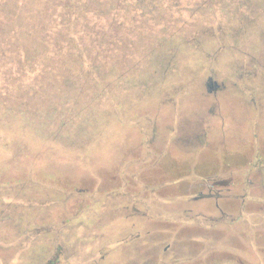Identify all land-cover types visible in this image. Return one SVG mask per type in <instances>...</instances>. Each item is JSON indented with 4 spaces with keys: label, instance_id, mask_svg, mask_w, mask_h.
Returning a JSON list of instances; mask_svg holds the SVG:
<instances>
[{
    "label": "rangeland",
    "instance_id": "1",
    "mask_svg": "<svg viewBox=\"0 0 264 264\" xmlns=\"http://www.w3.org/2000/svg\"><path fill=\"white\" fill-rule=\"evenodd\" d=\"M255 1L0 0V190L32 196L39 173L46 188L92 184L96 199L98 183L114 179L118 207L139 211L119 228L114 206L88 207L86 233L53 227L36 239L8 220L29 215L24 198L0 194V264L32 263L30 240L43 246L36 264L59 244L60 264H264V166L254 165L264 160V11ZM252 18L259 28L252 21L236 35ZM210 80L224 87L208 93ZM69 86L76 105L61 106L53 89ZM72 150L83 166L13 158ZM19 181L26 187H9ZM206 181L221 196L194 201ZM58 209L46 223L70 217ZM130 224L136 239L119 245ZM101 250L110 254L99 262Z\"/></svg>",
    "mask_w": 264,
    "mask_h": 264
},
{
    "label": "flooded vegetation",
    "instance_id": "2",
    "mask_svg": "<svg viewBox=\"0 0 264 264\" xmlns=\"http://www.w3.org/2000/svg\"><path fill=\"white\" fill-rule=\"evenodd\" d=\"M243 4L246 5V8H249V3H243ZM253 7L256 9H261L264 11V0L255 1L253 3ZM136 10L139 13V14L136 13L137 20H140V21L135 23V26L142 28L143 23H144L143 16L146 14L139 11V10H143V9H140L139 7H137ZM252 21H253L252 26L259 28V26L257 24H254V20L252 18L251 20H246L245 23L241 22L240 26L237 28L236 35H238L239 33L241 35V34H243L244 31L250 29L249 27L251 26ZM258 34H260L259 31H258ZM54 75H55V73H53L52 76H54ZM137 84H138V81H137ZM139 84L143 85V89H148V90L150 89V86L147 82H140ZM209 85H211L212 87L209 88ZM222 85L220 83H218L217 81L210 80L209 83L206 85L205 91L208 93L215 94V93H217V90H220L224 87ZM75 88L76 87L72 88L69 86V87H64V88L63 87H61V88L55 87L53 89V91L59 90V95H61V96L55 97V98H58V97L60 98L59 99L60 100L59 105L63 106V105L68 104V106H69V104H72L71 101H73V103L76 105V100L78 99V94H76V92H75L77 89L75 91H73ZM245 88L248 89V87H245ZM235 89H237V88H235ZM250 90L254 93H257V92L259 93L258 87H256V85L251 87ZM35 93H37V92L33 91L32 94H35ZM99 98H100V96H96L97 100ZM89 99L93 100L94 98L92 96H89ZM18 111H20V110H18ZM211 114H213V113L211 112ZM88 115L93 116L94 114H93V112H88ZM48 116H49V114H48ZM64 120H67L66 117L64 118ZM64 120H61L62 121V123H60L61 126H67L69 124ZM81 121H83V119ZM50 122H52V121H50ZM81 124L85 125V121L81 122ZM69 127L71 130L72 127L71 126H69ZM63 128L66 129V127H63ZM70 130L68 132L69 134H70ZM79 131L82 132L83 127H80ZM78 134L79 133L76 132V135H78ZM51 137H52L53 141L58 142L59 144H62V138H61V140H59V136L52 135ZM66 138H68V136ZM16 140L19 142L22 141V140H18V139H16ZM71 144L72 143H70V145ZM66 146H67V144H66ZM69 147H71V146H69ZM36 149H38V148H36ZM78 149L82 150L83 145L77 146L75 148V150H78ZM58 152L64 153L63 154L64 156ZM58 152H57L58 153L57 154L53 151L52 152H46V153L40 152V151H36V152L21 151L20 154L16 153L17 155L15 154L13 156V158H17L19 160L23 159L22 163L24 162L25 165H26L25 160L30 159V160H33L36 164L40 165L42 162H44L45 165H47V164L49 165L47 167H53V168L73 167L74 165H78L77 164L78 162H80V165L83 166L84 162L86 161L84 159V157L81 156L79 159L80 161L76 162V160L73 158L74 156H73L72 152L73 153H77V152L73 151V150L70 153L66 152V151H58ZM65 154H67V155H65ZM31 158H33V159H31ZM63 158H65V160L60 161ZM19 160L17 162H19ZM46 160H49V161H47L48 163L46 162ZM254 165H255V167H257L258 165H259L258 167H261L262 165L264 166V160L261 157H258L257 163ZM34 178L36 181H34L32 185L38 187V189L33 190L34 195H32V196L25 189H20V192H19L18 190H13V189H11L9 191H5V190H2V189H4V188H2L0 190V194L5 193L6 195L22 196V198H24L23 202H25V204H28L26 207H29V208H25V211L23 210V212L29 213V215H23L22 213H20V214L14 213L11 215V217H9V218L7 217V218H8V220H11V222L20 224V228L22 230H24V232H26L27 235L28 234L34 235L36 239L40 238L42 235L44 236L47 232V228H53V227L56 228V230L59 228L68 229V233H71L70 238H72L73 230L77 229L78 227H80L82 229V233H86V231L88 229V225L85 224L86 223L85 222L86 215H84L83 210L85 208H88V207H91V209L93 210L94 207H99L101 204L106 205V206H109V205L114 206L116 213H117L116 214L117 217L115 218V220H117V223H118L117 225L119 228H120L119 221L122 217L127 218V220L130 221L131 218L134 217V215H136L137 212H139V211H137L135 206L121 207V208L118 207V204L120 203V199L117 197H120V196L118 195L119 193H117L116 191L119 190V187L121 185L114 182V179L111 182H109V183H112V185H108L107 187H104L103 183H100V184L98 183V186H97L98 188H97V192H96L97 198L92 199V198H90V196L94 191L93 189H91L93 185L89 184V183L81 182V180H80V183H69L68 188H65L63 186L60 187V183L58 181L52 185H48L49 188L48 187L46 188V187L42 186L43 183L40 181V179L42 180V176H40L39 173H37L34 176ZM63 182L64 181H62L61 185H63ZM1 183L2 182H0V184ZM22 183L23 182H21V181L15 182V183H13V185H10L9 187H19V188L26 187L27 184H22ZM193 183H194V185L190 184L188 186V189L193 190L194 189L193 187H196L197 185H199L198 182H193ZM207 184L208 183L206 181L207 192L206 191L202 192L198 188L195 189L196 190L195 195L192 197L194 201H196L197 199H200V198H202V199H211V198L217 199L219 196H221V192H220L221 190H214L210 186H207ZM62 188H64V189H62ZM126 188L129 191L131 189L134 190V187L127 186ZM47 189L53 190V191L49 192V194H47V193H45V191ZM27 193H29V196ZM112 195L115 198L110 199L109 197H113ZM88 205H91V206H88ZM60 206L61 207H64V206L69 207V212L71 213L70 217L65 221H62V222L60 221L59 225H56V223L55 224L46 223L47 222L46 218L48 217L47 212L59 210L58 207H60ZM87 210L88 209L85 210V213L88 212ZM97 210L98 209H96L94 214L96 213L98 215L100 211H97ZM99 216H100V219L97 220V223H98V225L99 224L101 225L102 221H104V219L101 216V212H100ZM2 217H4V215H2ZM4 218H6V217H4ZM0 223L2 224L3 222H0ZM58 232H55V231L52 232V235H54V238H55V236H57ZM121 232L122 233L118 232V234L120 235L123 233H127L128 236H125V238L122 239L121 244H119V245L128 244V243L131 244L132 241L136 239V237H133L134 236L133 232H135V225L134 224H130L128 227L123 228V230ZM28 242H29V244L31 243L32 246H36L35 248H32V250H31V256H32L33 261H32V263H30V264H36V263H38V261H40V251L42 250L43 246L35 244L33 240H30ZM63 247H64L63 244H59L57 247H55L53 253L51 254V256L49 257L48 261L45 264H60L61 263L60 261L63 258V257L61 258L62 254H63ZM165 248L166 247H164L163 250L165 252H167V248L166 249ZM73 249H74V246L73 247L70 246L69 250H68V248H65V251H67V254L64 256L65 259H67L68 255L71 254L70 250L73 252ZM2 252L3 251L0 248V253H2ZM109 254H110V252H103L101 250L98 261L99 262L103 261L104 259H106L109 256ZM20 258L24 259L25 255L21 256ZM93 264H98V263H96L94 261Z\"/></svg>",
    "mask_w": 264,
    "mask_h": 264
},
{
    "label": "water",
    "instance_id": "3",
    "mask_svg": "<svg viewBox=\"0 0 264 264\" xmlns=\"http://www.w3.org/2000/svg\"><path fill=\"white\" fill-rule=\"evenodd\" d=\"M212 86L211 85H209V88H211Z\"/></svg>",
    "mask_w": 264,
    "mask_h": 264
}]
</instances>
